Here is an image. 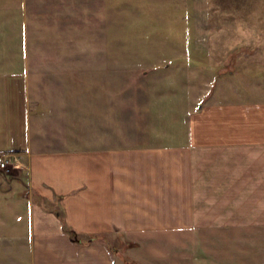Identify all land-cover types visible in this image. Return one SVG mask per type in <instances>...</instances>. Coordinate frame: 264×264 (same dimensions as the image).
I'll return each mask as SVG.
<instances>
[{
  "label": "crops",
  "instance_id": "crops-1",
  "mask_svg": "<svg viewBox=\"0 0 264 264\" xmlns=\"http://www.w3.org/2000/svg\"><path fill=\"white\" fill-rule=\"evenodd\" d=\"M115 1L0 0V150H18L24 162L16 172L0 169V199L12 192L15 201L7 208L19 217L15 210L23 206L25 226L32 229L13 253L12 244H3L9 254L0 253V264H123L126 258L138 264H264V63L250 66L248 85L231 67L228 75L218 72L219 86L203 71L201 94L193 100L177 91L180 110L159 116L178 120L150 134L162 139L48 148L32 136L25 67L38 61L62 66L66 41L80 45V25L88 20L99 27L93 38L100 43L92 47L98 62L111 66ZM150 1L170 5L180 17L196 16L194 0ZM132 8L130 16L139 19L140 10ZM190 37L193 48L194 39L207 35ZM180 56L177 63L198 66V59ZM204 60L199 65L209 64ZM98 133L111 131L99 127ZM108 233L117 235L121 248Z\"/></svg>",
  "mask_w": 264,
  "mask_h": 264
},
{
  "label": "rangeland",
  "instance_id": "rangeland-1",
  "mask_svg": "<svg viewBox=\"0 0 264 264\" xmlns=\"http://www.w3.org/2000/svg\"><path fill=\"white\" fill-rule=\"evenodd\" d=\"M205 1L194 0V18L180 17L170 5L160 7L150 0L115 1L114 14H118L114 15L115 22L109 29L112 39L107 48L111 66H102L98 62L99 50L92 49L100 43L93 38L98 25L82 21L80 45L73 47L66 41L62 66H55L53 61L40 66L38 61L36 65L25 67L32 136L48 148L75 145L87 148L96 140L113 145L130 144L144 137L158 140L164 136L150 135L153 130L161 125L176 126L178 121L159 116H165L172 109L180 110L177 91L185 90L187 99L199 96L205 89L201 84L206 72L217 85L216 80L221 77L218 72L224 69L227 74L226 69L231 67L248 85L250 66L255 68L254 61L264 63V0H207L202 7ZM132 7L140 10L139 19L130 16L135 14ZM116 18L123 21L116 22ZM191 33L194 36L195 33L206 34L207 38L194 39L192 48ZM184 47L189 51L187 55L182 50ZM181 54L180 59L188 57L193 61L196 58L199 63L206 62L205 57L209 64L195 63L198 66L190 68L185 61L177 63ZM152 57L160 60L146 63ZM220 60L229 61L231 65L211 64ZM99 127H107L111 133L99 134ZM18 168L22 167H12L8 172H16ZM24 188L22 183L18 190ZM16 189L12 186L9 190L15 192ZM9 194L8 198L0 199V253L6 256L9 248L3 244H12L13 253V249L16 251L19 244L23 246L21 242L29 239L32 230L29 225L25 226L23 206L15 210L20 213L19 217L7 208V202L15 201ZM106 236L121 248L122 242L116 234ZM118 253L122 256L121 249ZM118 253H114L116 258ZM25 256L24 251L23 260ZM126 259L123 264H138Z\"/></svg>",
  "mask_w": 264,
  "mask_h": 264
},
{
  "label": "built area",
  "instance_id": "built-area-1",
  "mask_svg": "<svg viewBox=\"0 0 264 264\" xmlns=\"http://www.w3.org/2000/svg\"><path fill=\"white\" fill-rule=\"evenodd\" d=\"M24 162L18 150H0V169L8 171L12 167H21Z\"/></svg>",
  "mask_w": 264,
  "mask_h": 264
}]
</instances>
